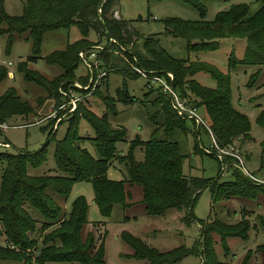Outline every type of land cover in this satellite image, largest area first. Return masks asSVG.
<instances>
[{
	"label": "trees",
	"instance_id": "trees-1",
	"mask_svg": "<svg viewBox=\"0 0 264 264\" xmlns=\"http://www.w3.org/2000/svg\"><path fill=\"white\" fill-rule=\"evenodd\" d=\"M117 1L24 0L20 14L10 16L3 10L0 0V24L5 26L0 28V34H6L5 51L7 52L10 47L12 34L27 31L31 41V55L26 61L36 58L41 37L45 32L67 29L74 25L80 34L78 40L43 58L45 63L59 66L61 73L46 79L25 67V63L21 61L17 63L16 70L21 73L23 80L42 88L46 96L52 98L56 104L58 102L56 87L60 82L74 78L72 69L77 61V50L96 44L86 39L88 30H92L97 37L105 35L107 39L114 40L121 47L130 42L131 34L137 38L127 29L124 20L111 16L113 4ZM180 1L194 8L198 19L189 21L175 17L165 18L164 31L171 36L184 39L186 50L193 52L215 50L217 40L223 37L243 39L241 57H234L230 51L226 58V66L227 69L236 65L256 66L246 85L254 82L260 69L264 68V0H258L259 6L252 14H247L245 4H230L226 10L217 11L210 21L203 19L205 9L201 0ZM114 45L109 43L107 48ZM140 50L123 54L129 63L144 70L169 71L173 76L171 83L177 94L186 98L194 107L202 109V119L217 147L224 149L229 147L234 138L240 137L242 140L249 137L247 118L230 104L227 72L221 73L213 65L202 61L173 59L150 35L141 39ZM98 56L102 58L104 68L116 66L120 68L119 72L123 78L125 75L128 77V72L122 69L126 64L124 59V61L121 58L117 59L116 64L109 61L110 55L106 52ZM197 73H206L214 81V86L208 88L197 82L193 78ZM4 76L5 70L0 66V81ZM92 95L100 100L105 112L97 116L81 103H77L66 119L64 135L53 144L52 159L58 174L33 176L26 173V166L33 168L44 161L47 141L30 153L0 151V238L3 243L12 246L11 249L0 246V260H13L22 264L48 262L105 264L104 231L98 237L91 229H86L84 200L81 197L74 198L67 212L62 214L60 206L44 193L45 189L49 188L53 193L65 197L71 184L76 181L90 183L92 201L101 216L109 214L113 203L126 207L131 205V202H125L124 199H128L133 188L139 189L142 210L149 215L162 214L166 209L174 208L184 209L186 217L190 219L195 196L207 185L211 187L212 202L234 196L252 198L259 193L264 205V183H252L235 167L229 172V176L232 177L230 181L217 182L219 174L215 179L208 180L181 173L180 163L185 155L180 152L176 141L165 138L166 134L177 132L183 137L190 135L193 139V153H200L202 151L198 148L195 137L200 128L205 132L206 130L201 125L195 126L192 120H189L191 126H186L187 119H180L175 115L166 95L160 91L155 90L154 104H158L159 108L150 116V120L154 123L156 114L160 115L158 125L164 138L156 137L155 126L147 140L135 138L129 141L124 154H117L115 147L117 142L124 139V129L120 126L111 127L107 115L116 114L114 108L116 100L130 104L133 99L122 89H118L115 97H111L101 93L96 87ZM31 112V106L20 99L11 87L0 94V124L5 125L7 120L13 118L24 119ZM80 118L92 130L89 141L95 157L80 146L83 138L77 134L76 129ZM256 120L264 131V109L259 112ZM262 144L264 146V139ZM136 147L141 152L140 159L133 155ZM111 159L123 165L125 178L117 181L106 178L105 170ZM30 208L37 212L40 219L32 218ZM256 218L264 226V214L257 215ZM195 221L199 227V236L196 240L197 244L200 241L199 264H222L217 256L218 251L221 256L228 253L226 239L244 240L250 228L249 222L243 216L231 224L215 218ZM32 233H37L40 237V247L35 254L33 250L37 241L30 236ZM120 238L130 250L127 255L144 261L143 264L175 263L193 251L183 246L158 251L125 232L120 233ZM254 252L259 255L258 264H264V242L257 245ZM250 254L249 250L245 251L236 264H247Z\"/></svg>",
	"mask_w": 264,
	"mask_h": 264
},
{
	"label": "rangeland",
	"instance_id": "rangeland-1",
	"mask_svg": "<svg viewBox=\"0 0 264 264\" xmlns=\"http://www.w3.org/2000/svg\"><path fill=\"white\" fill-rule=\"evenodd\" d=\"M23 1L2 0L3 10L10 16H17L21 12ZM201 4L205 9L203 19L206 21L212 20L217 11L226 10L230 4H245L248 15L252 14L259 6L258 0H201ZM113 5L115 13L112 12L111 16L124 20L127 29L135 34L137 38H134V35L131 34L130 42L122 45L123 50L119 51L116 44L111 46L113 49L107 48L109 43H107L105 35L97 37L92 30H88L86 39L91 43L101 44L106 49L96 50L90 48L93 45L91 44L85 52L93 51L96 53L98 65L96 66L97 69H92L93 76L97 70H106V72L91 94L80 103L97 116L104 114L105 110L102 103L92 95L96 87L101 93H106L111 97H115V92L118 89H122L129 98L133 99L130 104H123L116 100L114 102L116 114L107 115V121L111 127L120 126L124 129V139L115 144L117 154H124L129 141L135 138L141 141L147 140L155 126H157L156 137L164 138L158 125L161 120L160 115L156 114L154 123H151L150 120V116L155 114L159 108L158 104H154L155 89L152 91L147 89L144 85L145 80L142 77H133V75L136 76L137 74L131 70L130 67L132 66L130 65L132 64L129 63V60L123 54L124 52L141 51V39L150 35L157 40L160 48L173 59L202 61L213 65L221 73L227 72L230 104L235 110L242 113L249 123V137L242 140L239 139L240 137L234 138L229 147L224 148V154L220 155L221 164L226 170H219L220 162L216 159L214 150L211 151L213 155L202 152L193 153V139L190 135L183 137L177 132L166 134L165 138L176 141L180 152L185 155L180 163L181 173L208 180L215 179L217 174H219L217 182L230 181L232 177L229 176V172L232 168L228 166L237 165L240 167L239 163L231 156L235 154L239 157L241 166L248 174L256 180L264 181V146L262 144L264 131L256 120L259 112L264 109V68L260 69L254 82L246 85V81L256 70V66L236 65L229 69L226 66V58L230 51L234 57H241L244 47L243 39L223 37L217 40V48L215 50L188 51L186 50L184 39L171 36L164 31L163 20L168 17L189 21L197 20L198 14L191 6L182 3L180 0H118ZM4 27L3 24H0V28ZM79 38V31L74 25L69 26L67 29L47 31L41 37L36 58L32 61H26V58L31 55V41L28 32L12 34L10 47L7 52L5 51L6 34H0V66L5 70V76L0 81V94L11 87L16 95L20 99L25 100L32 108V112L24 119H9L5 122L4 127H0V151L30 153L47 141L44 161L33 168L26 166V173L29 175H56L59 173L52 159L53 144L55 140L61 139L64 135L66 119L71 113L65 114L63 111L57 113L56 116L64 115L60 117V121H56L55 118H46L45 115L50 112L54 104L52 98L47 97L46 92L36 84L24 81L21 73L16 70V65L23 61L28 69L36 71L46 79H51L61 73L62 70L56 64L45 63L43 58L55 50H62L66 44H70ZM84 48L86 47L80 49ZM104 52L110 55L109 61L116 63L117 59L120 58L126 61L122 69L128 72V77L125 75L123 78L119 72L120 68H116V66L108 69L104 68L102 58L98 56ZM88 62L93 63L94 60L89 59ZM72 75L74 78L67 81V84L62 85L64 92L68 90L78 92L72 88L74 82L79 85L87 84L86 69L78 59L72 69ZM193 78L205 87L212 88L214 86V81L206 73H197ZM72 81L74 82L72 83ZM196 109L197 114L202 118V109ZM185 125L191 126L189 120L185 121ZM76 129L77 134L83 138L80 146L91 156L95 157L93 146L89 141V138L92 137V130L81 118L77 121ZM50 130L51 134L49 135ZM195 138L200 146L208 147L210 144L209 136L201 128ZM2 142L6 143L5 147L1 146ZM133 155L136 159L141 158V152L138 147L134 149ZM237 169L240 170V168ZM105 176L107 179L114 181L125 178L123 165L115 159H111L105 170ZM252 183L257 184L254 181ZM210 188L207 185L195 196L191 207L190 219L186 217L184 209L169 208L162 214H146L143 212L142 205L139 202L140 193L138 188H133L128 199H124L125 202H131V205L126 207L113 203L107 216H101L93 203L92 189L89 182H73L65 197L53 193L49 188L45 189L44 193L60 206L62 214L67 212L74 198L81 197L84 200L86 205V229H91L98 237L104 231L103 260L105 264L144 263L142 260L127 255L130 250L120 238V233L123 232L139 238L148 247L158 251H166L178 246L193 250L175 263L164 264H199L200 241L198 244L196 243L199 236V227L195 219L209 220L215 218L223 223L231 224L237 222L241 216L247 219L250 226L246 238L244 240L227 238L228 253L226 256H221L218 251L217 258L222 264H236L244 252L249 250L251 254L247 264H258L259 255L254 252V249L257 245L264 242V226L256 218L257 215L264 214L261 194L258 193L252 198L234 196L212 202ZM29 212L34 220L40 219L34 209L30 208ZM36 223L37 227L38 222ZM30 236L37 241L36 248L33 250V254H35L40 247V237L37 233H32ZM0 246H7L10 249L12 247L9 243H3L2 238H0ZM0 264H22V262L0 260ZM47 264L76 263L48 262Z\"/></svg>",
	"mask_w": 264,
	"mask_h": 264
},
{
	"label": "built area",
	"instance_id": "built-area-1",
	"mask_svg": "<svg viewBox=\"0 0 264 264\" xmlns=\"http://www.w3.org/2000/svg\"><path fill=\"white\" fill-rule=\"evenodd\" d=\"M97 11L99 12V9ZM113 12L115 13V11ZM113 18H116V17H113ZM107 43H114L117 45V48L119 51L123 50L119 44H117L114 40L110 38L107 39ZM87 48L80 49L76 53L77 59L82 63V65L86 69L87 84L79 85L75 83L74 81H72V83L74 82L72 84L73 85L72 88L78 92H74L73 90L71 91L68 90L67 92H64L63 91L64 89H62V85L67 84V82H64V81L60 82L59 86L56 87V92L58 94L57 95L58 102L52 105L50 112L47 115H45L46 118H55V120L58 121L60 117H63L64 115L60 114L59 116H56L57 113L59 112L61 113L62 111L65 114L71 113L75 109L77 103H80V102L82 103L83 100L91 94L94 87L98 85V82L104 76L106 70H102V71L97 70L96 74L93 76L92 69L96 68V66L98 65V62L96 60L95 52L89 51L88 53H85ZM90 48H93L96 50H102L103 48L105 49L103 45L97 44V43L91 45ZM89 59H93L94 62L89 63L88 62ZM130 66H132L130 68L131 70H133L134 73L137 74V76L142 77L145 80L144 85L147 89H151V90L155 89V90L160 91L164 95H166L169 106L177 117H179L180 119L192 120L196 125H201L206 130V134L210 138V144L208 145V147H204V146H200V144L198 143L197 146L203 153H211V151L214 150L216 152L215 156L217 160L220 162L219 170H223V169L226 170V168L221 164V157H220L221 154H224L223 152L224 149H221L216 146L210 134L209 129L207 128L203 119L197 114L196 107L191 105L186 100V98L181 97L177 94V92L175 91L171 83L172 78H173L172 74L169 71L144 70L135 65H130ZM4 126L5 125L0 124V127H4ZM1 146H6V144L1 143ZM231 156L233 157L234 160H236L239 163V166H240L238 167L237 165H234L233 167L240 168L239 171L243 175L248 177L250 180L256 183H264V181L262 180L254 179L250 174H248L244 170V168L241 166V162L237 155L233 154ZM231 166H228V167L232 168Z\"/></svg>",
	"mask_w": 264,
	"mask_h": 264
},
{
	"label": "crops",
	"instance_id": "crops-1",
	"mask_svg": "<svg viewBox=\"0 0 264 264\" xmlns=\"http://www.w3.org/2000/svg\"><path fill=\"white\" fill-rule=\"evenodd\" d=\"M5 147V146H4Z\"/></svg>",
	"mask_w": 264,
	"mask_h": 264
}]
</instances>
